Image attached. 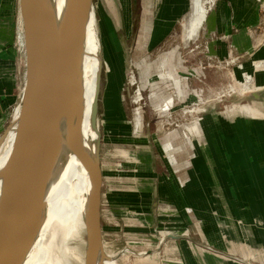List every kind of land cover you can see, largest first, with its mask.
Instances as JSON below:
<instances>
[{
    "label": "crops",
    "instance_id": "1",
    "mask_svg": "<svg viewBox=\"0 0 264 264\" xmlns=\"http://www.w3.org/2000/svg\"><path fill=\"white\" fill-rule=\"evenodd\" d=\"M191 3L153 0L154 29L138 47L142 5L136 36L128 43L131 53L135 49L141 53L138 62H145L147 46L163 44L176 30ZM18 7L19 0H0V121L17 98L16 72L24 58L16 45L20 44ZM263 23V0L213 2L198 36L209 39L212 54L220 60L234 55L230 71L238 78L248 72L254 88L262 92L258 100L239 101L248 105L229 102L228 110L227 106L210 108L191 131L178 128L155 138L147 129L142 142H137L130 135L131 109L118 98L120 88H109L113 95L105 103L100 89L101 107L112 121L108 135L112 138L119 130L127 138L125 149L135 155L133 166L123 171L125 185L118 187L121 195L116 205L127 217L131 213L149 216L151 223L171 220V229L178 232L169 240L167 250L175 255L167 258V264H264V68L255 65L264 58L256 34ZM129 27L132 30L134 25ZM119 42L124 52L116 75L122 81L127 52ZM212 74L224 75L209 70L208 76ZM167 89L152 88L162 94ZM180 225H185L183 232Z\"/></svg>",
    "mask_w": 264,
    "mask_h": 264
},
{
    "label": "rangeland",
    "instance_id": "2",
    "mask_svg": "<svg viewBox=\"0 0 264 264\" xmlns=\"http://www.w3.org/2000/svg\"><path fill=\"white\" fill-rule=\"evenodd\" d=\"M142 1L143 4L141 3V0H94L93 2L98 16L97 30L101 34L98 38V43H100L99 47L102 52L103 61V69L101 74V88H103L104 97L103 101L104 103L105 101L111 102L113 93L109 90V88H120L118 98L122 101L125 107L131 109L132 132L130 135L135 137L137 142H142L144 135L147 133V129H151L153 131V137L156 138L161 134H167L178 128L180 130H186L187 128L188 131H191V128L194 126H192V124L201 120V110L198 111V109L194 108L193 105L191 106L188 104L191 97L184 103L179 102L177 99L178 93L175 89H173V87L176 88L174 86V81L170 79L168 70L162 67L156 69L155 66V64L158 65L162 61L163 57L165 58L169 56H173V59L180 57L183 60L185 59L189 67L200 66L198 54H190L189 47H186L188 42L191 40L188 41L186 39L187 37L185 36L186 34L184 30V24L191 15L192 3L187 16L182 20L181 24L178 25L176 30L174 29L168 38L163 41V44L154 46L155 49L152 46L146 47L148 52H145L148 56L146 57L147 59L145 58V62H138V58L140 57L141 53L137 54V49H135V51L131 53V64L125 66L124 80H119L116 75V72L120 68V64H122L121 57L123 56L124 52V49L121 48L119 41L122 40L124 44L123 46L127 48L128 43H131L132 39L136 36L137 27L140 25L141 21L142 5L144 11L141 22L142 26L141 29L139 28L140 31H138V47H142L144 41L149 37L150 33L154 29L152 16L153 0ZM201 1L204 3L207 10H209V6L213 4V1L215 0ZM16 21H18L20 30L23 19L19 12L16 16ZM125 23H129V25L133 24L134 27L132 30H130L129 25L126 28ZM199 32H201V28ZM256 34L258 37V42L260 43L258 45L259 48L264 47V23L258 30H256ZM19 42L20 44L18 45L17 42L16 45L18 46L19 52L22 54L23 51L20 34ZM153 49L154 51H152ZM150 52L152 53L149 54ZM201 54L209 56L214 55L210 50V46L208 52H201ZM135 55H137V58ZM233 56L234 55H230L226 59H221L228 72L226 71L224 72V75L220 74V76H217V74H212L211 77L208 76L207 79L202 78L199 72L193 73L194 75L189 73L186 68V63H184V66L181 68L179 65H176V72L177 74L179 73L181 77L196 78L199 76V78L202 80L201 83L208 89L211 87L225 88L224 90L226 94L219 96L215 95L214 97L201 102L200 108H202L204 105H207V103L212 100H222L223 104L221 106H227L226 108L224 107L225 110H228V105L231 101H233L232 103L237 104L240 103L239 101H254L252 98H239L237 95H235L236 92H238L240 96L245 92L254 91L256 88H254L255 84L252 81V76L248 80H245L244 76L242 78H238L232 71H230L232 70L233 66L229 67V64L232 63V61L234 62L232 59ZM257 61L258 63H262L259 68H264V58H259ZM20 67L21 69L18 73L16 72L15 78L18 82V88L16 90L17 98L15 102H13L9 114L0 121V140L8 130L4 136V139L0 143V155L2 154L4 145L7 143V141L12 146H14L17 141V139H9L8 136L10 131L14 130V128L15 130H18L19 127V116L21 112L20 96L25 79L24 58L23 62L20 64ZM201 69L204 71V73H208L210 67L206 68L202 65L199 67V70ZM146 73H148L147 76H145ZM145 77L148 78V81L143 82ZM181 82L183 88H185L186 82L183 80ZM197 84L198 83H195L194 85ZM113 85H115V87ZM143 87L147 89H144ZM159 87L169 88L163 92V94L167 96L163 95L162 92L159 93V90L153 92L152 88ZM140 88L142 89V100L137 92ZM231 88L233 89V92L227 94ZM152 92L153 95L151 98ZM170 95H172L175 103L172 109H168L165 113L158 112L157 110L161 112L166 110L165 104L172 101V98H169ZM151 99L153 104L150 103ZM162 100L165 101H163L165 104H162L163 102L161 103ZM101 106L102 101L99 100L98 116L101 128V137L97 142V152L95 155H93V157L98 161L102 173L101 240L103 243H105L104 249L111 255H116L121 264H167V258L169 256L171 257L172 255H175L174 253L170 254L167 250V248L171 246L169 240L171 237H173V235H176V232H178L175 229H171V220L165 219L161 222L151 223L149 216L145 217L131 213L130 216L127 217L126 215H122L120 207L118 208L116 205L117 201H119V195H121L118 187H124L125 185L123 171H128V166H133V158L135 155L128 153V149H125V147L128 146V142H126L127 138H122L119 130L112 138L109 136L110 134L108 135V131L111 130L110 122L112 121L108 119L107 112L105 115V111H103ZM153 107L157 110H155ZM184 109L189 110V112H184ZM132 147L134 148L135 145ZM2 203H4V201ZM177 227L179 228V231L183 232L182 229L185 227V225H180ZM130 250L139 253V255L132 253ZM156 251H158V253Z\"/></svg>",
    "mask_w": 264,
    "mask_h": 264
},
{
    "label": "bare ground",
    "instance_id": "3",
    "mask_svg": "<svg viewBox=\"0 0 264 264\" xmlns=\"http://www.w3.org/2000/svg\"><path fill=\"white\" fill-rule=\"evenodd\" d=\"M41 1L45 12L55 28L56 35L58 36V43H65L70 39L74 24L75 1ZM211 7L212 4L209 6V9ZM207 14L208 10L201 0L192 1L191 15L184 24L186 39L188 41L191 40L186 47H189L190 54H198L200 66L203 65L206 68L210 67L209 70L223 74L227 69L222 60L214 55L209 56L201 54V52L206 53L209 51V39H201L198 36ZM97 18L96 8L92 5L86 21L83 42L76 58L69 67L67 84L64 87L67 88L66 93L61 91L60 94L58 90H56L55 93L54 101L56 115L54 123L56 124V130L59 129V140L47 185L43 217L18 264H121L116 255H111L109 252L105 251V243H103L102 240H100L97 246V252L95 251L94 254L93 212L95 201L93 187L95 183L89 170L73 151L70 144V138L78 124L79 117H81V148L88 159L92 160V156L96 154L97 142L101 137L99 116L94 108L97 97L99 96V90L102 87L101 74L103 69L102 52L99 47L100 43H98V38L101 34L97 30ZM58 46L59 45H53V50L51 51V54L54 55L57 70L60 69L61 62L63 64L65 61L62 58H65L68 54L67 46ZM184 63H186V61L181 57L173 59V56H169L163 57L158 65L155 64L156 69L162 67L168 70L170 79L174 81V86L178 88L177 99L179 102L184 103L191 97L188 104L191 106L193 105V107L197 108L199 111L201 110V102L215 95L219 96L226 94L225 88L211 87L208 89L204 87L199 76L196 78L181 77L180 74L176 72V65H179L181 68L184 66ZM255 63L257 67L262 65V63H258L257 60ZM186 65L189 73L193 74L199 72L202 78H208V73H204L202 69L199 70L200 66L189 67L187 63ZM63 70L65 72V66H63ZM147 74L148 73H146L145 76H147ZM244 77L245 80H248L251 75L248 72H244ZM181 79L186 82L185 88L182 86ZM146 81H148L147 77L144 78L143 82ZM195 83L198 84L194 85ZM137 92L142 100V89H138ZM232 92L233 89L231 88L227 94ZM159 93L161 92L159 91ZM23 96L24 88H22L20 96V118L24 109ZM170 96L169 98H172V101L170 103H164L166 108L164 112L154 109L160 113H165L168 109H172L175 103L172 95ZM222 104L223 103L220 105ZM185 110L186 109H184V112H189V110ZM17 134L18 130L14 128V130L10 131L8 138L17 139ZM4 136L1 138L0 143L4 139ZM50 139L51 134L48 135L44 141L45 147L49 144ZM14 149L15 145L12 146L7 141L0 155V218L5 207V196L9 181V167ZM95 162L98 163L97 160ZM25 168L26 161L24 159L21 163V174L24 175V173H26L29 176L34 174V163L30 164L27 169ZM3 201L4 203H2ZM130 251L139 255V253L133 252L132 250ZM156 252L158 253V251Z\"/></svg>",
    "mask_w": 264,
    "mask_h": 264
},
{
    "label": "water",
    "instance_id": "4",
    "mask_svg": "<svg viewBox=\"0 0 264 264\" xmlns=\"http://www.w3.org/2000/svg\"><path fill=\"white\" fill-rule=\"evenodd\" d=\"M75 17L70 39L58 43V36L41 0H19L22 15L20 35L24 55V99L23 114L19 120L17 141L9 167V181L5 196V207L0 218V264H18L25 253L43 217L45 196L49 176L59 140V129L54 123L56 115L55 93H66L68 71L83 42L86 21L94 0H74ZM53 45L67 46V56L56 69ZM58 46V47H59ZM57 47V48H58ZM127 62L131 64V49L127 46ZM62 57V56H61ZM65 66V72L63 70ZM63 88V89H62ZM261 90L248 91L239 98L258 100ZM94 108L99 110L100 90ZM241 100V99H240ZM239 101V100H238ZM233 102V101H231ZM222 100H212L204 105L200 115L209 109L221 106ZM81 117L70 138L73 151L89 170L93 180L95 207L94 254L101 240V188L102 173L92 156L88 159L81 148ZM51 134L49 144L44 141ZM25 159L26 168L34 163V174H21V163ZM99 240V241H98Z\"/></svg>",
    "mask_w": 264,
    "mask_h": 264
},
{
    "label": "built area",
    "instance_id": "5",
    "mask_svg": "<svg viewBox=\"0 0 264 264\" xmlns=\"http://www.w3.org/2000/svg\"><path fill=\"white\" fill-rule=\"evenodd\" d=\"M235 61V59H233Z\"/></svg>",
    "mask_w": 264,
    "mask_h": 264
}]
</instances>
